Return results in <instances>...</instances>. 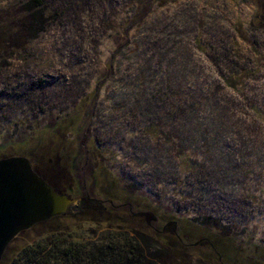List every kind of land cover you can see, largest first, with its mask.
Segmentation results:
<instances>
[{"label":"rangeland","instance_id":"374dc122","mask_svg":"<svg viewBox=\"0 0 264 264\" xmlns=\"http://www.w3.org/2000/svg\"><path fill=\"white\" fill-rule=\"evenodd\" d=\"M30 1L0 0V157H39L73 204L0 264L51 238L135 242L164 264L264 255V0H42L35 36ZM167 221L174 251L154 235Z\"/></svg>","mask_w":264,"mask_h":264},{"label":"trees","instance_id":"16d2710c","mask_svg":"<svg viewBox=\"0 0 264 264\" xmlns=\"http://www.w3.org/2000/svg\"><path fill=\"white\" fill-rule=\"evenodd\" d=\"M156 6L162 7L168 3L176 2L177 0H153ZM42 5V0H32L30 1L27 8H25L26 16L20 23L22 30L26 32H31L34 36L41 32L45 27L46 19L40 7ZM256 25L264 28V11L258 7L256 9ZM12 42H15L17 39L12 35L10 37ZM255 52V50H253ZM243 79L241 76L233 78V80H225V84L231 88L236 89V87L241 86ZM54 132H62L59 128H54ZM18 155V154H17ZM24 156V155H20ZM29 159L32 165L33 171L42 178L57 194H64V192L71 189L69 185L67 188L60 190L55 186L52 178L46 175L45 171H42L38 168V164L42 161L39 157H36L34 161L28 156H25ZM8 158L7 156H2L0 159ZM47 171L51 170V163L47 161L46 165ZM67 174L66 168H61L58 174ZM59 177V176H58ZM61 177V176H60ZM86 199L81 200V206L83 207ZM154 217L153 213H150ZM63 215L52 217L46 221L57 219ZM102 221L111 225L114 220L110 217H102ZM101 220L100 214L96 213L93 215V221ZM119 223L125 225L128 224L127 221L121 220ZM40 224V223H38ZM37 225V224H36ZM35 226V225H34ZM174 227L173 221H167L163 226V229L159 232H156L155 238L158 240V243L163 248L168 247L171 251L176 250L181 243L180 238L172 229ZM166 229H168L166 231ZM207 240V239H206ZM205 240V241H206ZM219 243H223L222 240H218ZM207 245L217 257H221V252L214 245L212 241L207 240ZM8 246V245H7ZM6 246V247H7ZM224 246V245H223ZM225 247H229L228 244H225ZM224 248V247H223ZM163 250V249H162ZM235 250V249H234ZM236 251V250H235ZM258 250L256 246H253V250H245L248 253L247 256H254V260H249V264H264V255ZM6 253V248L2 254L0 262L4 259ZM13 264H164L161 261L160 257L148 255L146 256L141 250L138 249L137 244L133 242L132 244L126 243L124 245H113V244H95V243H82L79 241H67L66 239H48L43 242H38L34 245L27 246L21 249L18 257L14 260Z\"/></svg>","mask_w":264,"mask_h":264},{"label":"water","instance_id":"95a60500","mask_svg":"<svg viewBox=\"0 0 264 264\" xmlns=\"http://www.w3.org/2000/svg\"><path fill=\"white\" fill-rule=\"evenodd\" d=\"M72 204L33 171L27 158L0 159V259L19 233L65 214Z\"/></svg>","mask_w":264,"mask_h":264}]
</instances>
